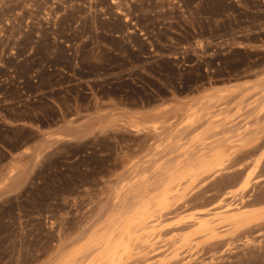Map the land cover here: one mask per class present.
<instances>
[{"label":"rangeland","instance_id":"1","mask_svg":"<svg viewBox=\"0 0 264 264\" xmlns=\"http://www.w3.org/2000/svg\"><path fill=\"white\" fill-rule=\"evenodd\" d=\"M112 260L264 264V0H0V264Z\"/></svg>","mask_w":264,"mask_h":264},{"label":"bare ground","instance_id":"2","mask_svg":"<svg viewBox=\"0 0 264 264\" xmlns=\"http://www.w3.org/2000/svg\"><path fill=\"white\" fill-rule=\"evenodd\" d=\"M216 152H217V151H216ZM219 153H220V152H219ZM220 154H221V153H220ZM214 156H215V154L213 155V157H214ZM218 156H219V155H218ZM221 156H222V154H221ZM221 156H220V157H221ZM215 157H216V156H215ZM215 157H214V158H215ZM219 159H220V158H219ZM238 177H239V176H238ZM227 210H228V209H227ZM229 210H230V212H232L231 209H229ZM236 210H237V209H236ZM224 211H225V210H224ZM238 211H239V209H238ZM238 211H237V212H238ZM225 212H226V211H225ZM227 212H228V211H227ZM222 213H223V211H222ZM234 213H235V212H234ZM238 213H239V212H238ZM223 214H224V213H223ZM229 214H230V213H229ZM229 214H228V215H229ZM232 214H233V212H232ZM251 215H252V214H251ZM262 215H263V214H262ZM216 216L218 217V216H220V215H216ZM221 216H222V215H221ZM224 216H225V214H224ZM230 216H231V215H230ZM235 216H236V215H235ZM131 217H132V216H131ZM246 217H247V216H246ZM249 217H251V216L249 215L248 218H245V217H242V218L245 219V220H246V219H252V218H253V216H252V218H249ZM243 219H242V221H243ZM130 220H131V218H130ZM235 220H236V219H235ZM237 220H238V219H237ZM239 220H240V219H239ZM119 221H120V220H119ZM223 221H224V220H223ZM230 221H231V220H230ZM230 221H229V222H230ZM232 221H233V219H232ZM250 221H251V220H250ZM127 222H128V221H127ZM127 222H126V223H127ZM132 222H133V221H132ZM225 222H227V221H225ZM126 223H125V225H126ZM128 224L130 225V223H128ZM128 224H127V225H128ZM131 224H132V223H131ZM125 225H124V227H126ZM128 227H129V226H128ZM128 227H127V228H128ZM132 227H133V226H132ZM134 227H135V226H134ZM100 229H101V228H100ZM122 229H123V228H122ZM134 229H135V228H134ZM131 230H132V229H131ZM98 231H99V230H98ZM124 231H126V229H125ZM121 232L123 233V231H121ZM101 233H102V232H101ZM113 233H114V232H113ZM130 233H131V231H130ZM102 234H103V233H102ZM102 234H101V236H103ZM111 234H112V233H111ZM97 235H98V234H97ZM97 235H96V237H97ZM114 236H115V235H114ZM121 236H122V234H121ZM130 236H131V235H130ZM104 237H105V236H104ZM89 238H90V237H89ZM102 238H103V237H102ZM127 238H128V237H127ZM97 239L99 240V239H101V238L98 237ZM104 239H105V238H104ZM101 240H102V239H101ZM87 241H88V240H87ZM122 241H123V239H122ZM102 242H103V241H102ZM127 242H128V240H127ZM98 243H99V242H98ZM100 243H101V242H100ZM120 243H121V242H120ZM124 243H125V242H124ZM95 244H97V243H95ZM103 244H104V243H103ZM122 244H123V242H122ZM128 246H129V245H128ZM128 248H129V247H128ZM128 248H127V250H128ZM125 250H126V249H125ZM122 254H124V250H123ZM62 258H63V257H62ZM122 258H123V257H121V260H122ZM118 261H119V260H118ZM112 262H115V260H112ZM115 264H116V262H115ZM118 264H119V263H118Z\"/></svg>","mask_w":264,"mask_h":264}]
</instances>
